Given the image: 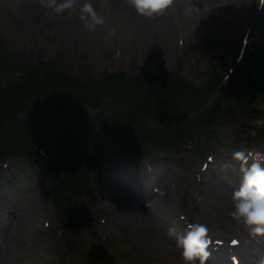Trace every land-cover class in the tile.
I'll list each match as a JSON object with an SVG mask.
<instances>
[{
  "label": "rangeland",
  "instance_id": "1",
  "mask_svg": "<svg viewBox=\"0 0 264 264\" xmlns=\"http://www.w3.org/2000/svg\"><path fill=\"white\" fill-rule=\"evenodd\" d=\"M250 1L249 12L240 7L225 9L215 3L186 13L185 3L174 0L166 11L177 31L174 38L149 40L138 31L127 33V19L114 11L108 0H87L105 20L100 32L92 31L93 34L86 30L79 33L63 23L70 17L77 20L80 6L86 0H74L77 8L66 10L60 16L50 10L46 13L39 0H0V57L3 59L32 65L49 62L54 70L72 73L81 79L92 76L103 79L108 72L117 71L145 75L175 70L200 87L210 78L208 70L212 65L221 64L230 52L238 51L233 70L228 68V74L223 72L217 95L228 94L229 89L233 93L229 96L231 103L237 108H248L237 109L236 116H228L216 124L211 145L203 153L194 148L186 152H158L149 141L152 155L136 160L120 153L118 148L122 145L113 143L104 129L103 134L98 133L99 145L105 148L104 156L95 160L89 157L98 149L94 137L75 131L78 127L85 128L77 119L89 116L95 120L126 121L124 114L134 101L124 108L119 102L108 104L107 100L100 106L103 101L93 103L89 98L76 100L73 96L65 101L66 93H57L54 96L67 108V116L58 115L57 120L40 124L42 128L46 126L42 131V153L35 154L33 160L7 157L0 161V254L6 248L12 256L10 264H184L176 238L184 235L190 223L206 224L208 235L227 238V241L251 238L249 241L258 245L250 254L257 264L264 256V237L253 239L230 216L231 194L242 179L240 162L232 159V153L264 151V126L257 127L254 123L264 119V79L256 68H245L251 51L264 58V9L258 7L257 0ZM31 7H34L33 15ZM35 10L40 12L35 14ZM105 29H115V37L103 44L99 36L106 35ZM260 81L262 86L258 91L262 92H257L251 101L254 84ZM39 113L27 111L22 117L38 118ZM146 125L151 127L155 123L148 117ZM84 147L88 150L84 151ZM160 161L172 163L166 167V174L159 169V173L145 175L146 164L156 167ZM122 162L127 163L122 168L123 175L114 174V180L103 179L110 173L112 163ZM130 167L137 169L132 171ZM116 179L122 186L128 184L137 191L144 185L154 191L159 189L169 201V208H160L151 197L148 201L141 198L134 212L144 217V221L140 222L136 215L128 220L122 216L109 217L102 206L109 205L110 195L129 193L117 186ZM76 180L81 181L77 189L71 187ZM6 197L10 199L5 200ZM27 210L29 215L18 222V213ZM171 227L175 228L173 235L168 231ZM209 248L227 254L223 259L222 255L216 258L213 252L214 256L206 259L212 264H231L232 251L243 261L241 246L228 253L225 247Z\"/></svg>",
  "mask_w": 264,
  "mask_h": 264
},
{
  "label": "trees",
  "instance_id": "2",
  "mask_svg": "<svg viewBox=\"0 0 264 264\" xmlns=\"http://www.w3.org/2000/svg\"><path fill=\"white\" fill-rule=\"evenodd\" d=\"M237 53L230 52L224 62L212 65L208 70L210 78L200 87H195L175 70L145 75H128L126 71H117L108 72L103 79L95 76L81 79L75 74L54 70L49 62L17 64L12 59L0 57V161L7 157L33 160L35 154L42 153V131L46 126L42 128L40 124L57 120L58 115L67 116V108L59 104L54 96L61 92L67 95L65 101L72 96L76 100L89 98L93 103L103 101L100 106L105 105L104 100H107L108 104L119 102L124 108L128 102L134 101L124 114L126 121L95 120L89 116L77 119L85 128L78 127L75 131L85 137H94L98 149L89 157L95 160L104 156L105 148L99 145V134H103L104 129L113 143L122 145L117 147L120 153L139 159L152 154V149L148 148L149 141L158 152L173 153L194 148L203 153L211 145L213 127L228 116H236L237 109H244L231 103L229 96L233 93L229 89L228 94L217 95L222 87L223 72L233 67ZM246 64L245 68H256L264 79V58L256 51H251L246 57ZM262 85L261 81L254 84L251 101L256 98L257 92H262L258 91ZM140 91L150 95H139ZM123 94H129L128 98ZM246 102L251 104L250 100ZM27 111L40 112L39 117H22ZM146 116L155 125L148 127ZM90 125L97 127L91 129ZM47 128H51V124ZM78 180L71 183L72 188H78L81 184Z\"/></svg>",
  "mask_w": 264,
  "mask_h": 264
},
{
  "label": "clouds",
  "instance_id": "3",
  "mask_svg": "<svg viewBox=\"0 0 264 264\" xmlns=\"http://www.w3.org/2000/svg\"><path fill=\"white\" fill-rule=\"evenodd\" d=\"M128 7L134 9L139 16L151 19L163 15L174 3V0H125ZM40 7L50 10L52 14L60 16L66 10L73 9L74 0H39ZM258 7L264 9V0H257ZM193 10L189 0L185 8L186 13ZM78 19L82 26L89 32L95 31L97 26H102L105 20L91 3L86 2L80 6ZM115 32V29H112ZM257 127L264 126V119L254 121ZM255 135V132L251 133ZM232 159L240 162L242 179L232 194L233 210L231 218L242 224L253 237H264V153L259 151H235ZM169 234H175V228H169ZM176 246L181 251L184 264H205L210 253L208 248V226L202 223H190L187 225L183 236H177ZM257 264H264V256H261Z\"/></svg>",
  "mask_w": 264,
  "mask_h": 264
},
{
  "label": "bare ground",
  "instance_id": "4",
  "mask_svg": "<svg viewBox=\"0 0 264 264\" xmlns=\"http://www.w3.org/2000/svg\"><path fill=\"white\" fill-rule=\"evenodd\" d=\"M108 1L111 4L114 11L119 12V14H121V15H124L125 18L127 19V21L125 22V25L127 24V26L129 23V26L127 27V30H126L127 33H131L133 31H138V32L142 33V35H145V39L150 38L149 40H152L153 39L152 37H154V39H159V40H161L163 38L166 40H171L174 38L177 31L175 30L174 26L172 27V24H171L169 17H168L166 12L163 15H159V16L153 17L151 19H148V18L137 15L135 13L134 9H132L126 5L125 0H108ZM181 1L185 3V7L188 6L189 0H181ZM190 2H191V6H192L193 10L201 8L205 5L207 6V4L210 5V4H215V3L220 4L225 9H228V8L236 9V8L240 7V8H243L246 12H249L251 9V1L250 0H190ZM74 7L72 10H75L77 8L75 4H74ZM33 8L34 7L30 8V10H31L30 14L31 15L34 14ZM36 12H40V11L35 10V14H36ZM38 16L40 17V16H42V14L40 13V14H38ZM49 16L50 15H48V18H49ZM63 23H67L70 26V28H73L75 31H78L79 33H83L86 30L83 28L82 23L78 19V17H77V20H75L74 17H70L69 21L65 20ZM104 25L97 26L95 29V32H100L101 28L104 27ZM87 32L89 34H93V32H89V31H87ZM105 34L106 35L103 34V36H99V37H101V43H103V44L108 43V40L115 37V34L112 31H109L107 29H105ZM93 36H95V35H93ZM161 37H163V38H161ZM261 153H264V151H262ZM170 164L172 165V163L168 162V161H166L164 163L161 162L156 167H154L152 165V163L146 164L147 170L144 173H145V175H146V173L151 174V173H153V172L155 173L157 171L159 173V169H161V172H163V174L164 173L166 174L167 173L166 167L171 166ZM126 165H127L126 162H124V163L122 162L119 165H117V164L114 165V163H112L108 169L110 171V173H108L107 176H104L103 179L114 180L115 175L120 177L122 174V168H125ZM136 169L137 168L130 167V170H132V171H134ZM115 181L118 184L117 186H120L122 191L124 189H127V191L129 193L127 195H125L124 192H115L114 194L112 193L110 195L109 200H108L109 205L102 206V211L105 212L106 215H108L109 217L113 218L115 216H118V217L122 216V217L126 218V220H128V219H133L134 216L136 215L139 217L140 222L144 221V217L139 216V214L134 212L135 209L137 210V206H138L141 198L145 201H148V197H151V201L153 200L154 203L156 202V204L160 208H165V209L169 208V204H168L169 201L166 199V196H163L159 192V189H158V191H154V188H153V190L149 189V187L144 188V186H145L144 185V186H142V188H139L137 191V189H132V188L130 189V186L128 184H126V187L122 186V184H120L118 179H116ZM141 181H145V180H141ZM143 183L144 182H140L139 185L140 184L143 185ZM166 187L167 186H165V188ZM213 193L216 194L217 192L215 190H213ZM9 199L10 198H8V197L5 198V200H9ZM29 213H30L29 210L19 212L18 213V215H19L18 216V222L24 221L26 219V217L29 215ZM43 230L44 229H42L40 231L43 232ZM243 230H247V229L245 228ZM249 240H251V238L242 239L241 242L237 246L232 245V244L230 246L225 245V250H227V253H228L231 250L230 248L237 249L241 246L244 253H243V261H240V264H255L254 258H253V256H250V254H251V250L255 247H258V245L252 241H249ZM260 240H263V239H260ZM165 249L167 250L168 247L164 248V250ZM0 250H1V245H0ZM207 251H211L210 248L209 249L207 248ZM209 253H210V255L213 254L212 251ZM8 254L9 253H7L6 248L2 250V252L0 254V257H1L0 263L6 264L7 260H8L7 264L11 263L12 256L8 255ZM173 254H174V252L172 251V255ZM221 255H222L223 259H225L227 257V254L225 255L224 253L215 252L216 258H220ZM212 256H214V255H212ZM223 259L221 260V262H223ZM228 261H229V259H228ZM196 264H199V260L196 261ZM205 264H212V263H211V261L206 260Z\"/></svg>",
  "mask_w": 264,
  "mask_h": 264
}]
</instances>
